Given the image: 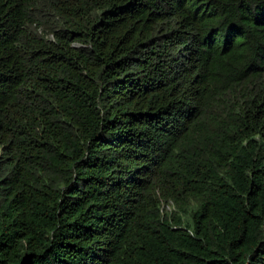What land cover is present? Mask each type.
I'll return each instance as SVG.
<instances>
[{
	"label": "trees",
	"instance_id": "trees-1",
	"mask_svg": "<svg viewBox=\"0 0 264 264\" xmlns=\"http://www.w3.org/2000/svg\"><path fill=\"white\" fill-rule=\"evenodd\" d=\"M0 264H264V0H0Z\"/></svg>",
	"mask_w": 264,
	"mask_h": 264
},
{
	"label": "rangeland",
	"instance_id": "rangeland-1",
	"mask_svg": "<svg viewBox=\"0 0 264 264\" xmlns=\"http://www.w3.org/2000/svg\"><path fill=\"white\" fill-rule=\"evenodd\" d=\"M40 31L42 32V29ZM49 37L52 38L51 36H49ZM167 210H169V209L167 208Z\"/></svg>",
	"mask_w": 264,
	"mask_h": 264
},
{
	"label": "built area",
	"instance_id": "built-area-1",
	"mask_svg": "<svg viewBox=\"0 0 264 264\" xmlns=\"http://www.w3.org/2000/svg\"><path fill=\"white\" fill-rule=\"evenodd\" d=\"M168 209H169V207H168Z\"/></svg>",
	"mask_w": 264,
	"mask_h": 264
}]
</instances>
